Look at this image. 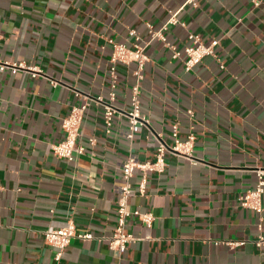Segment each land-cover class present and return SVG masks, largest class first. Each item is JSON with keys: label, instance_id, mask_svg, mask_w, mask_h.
Segmentation results:
<instances>
[{"label": "crops", "instance_id": "crops-1", "mask_svg": "<svg viewBox=\"0 0 264 264\" xmlns=\"http://www.w3.org/2000/svg\"><path fill=\"white\" fill-rule=\"evenodd\" d=\"M185 2L0 0V60L43 73H0V264H264L254 244L264 221L239 201L264 169V0L257 9L251 0ZM175 12L184 26L169 27L168 40L180 48L190 33L205 44L218 40L216 58L186 72L160 42L148 44L141 101L149 127L130 142L128 120L118 115L107 135L103 110L91 106L78 143L85 153L72 162L57 158L51 146L64 138L75 92L109 97L112 42L133 48L135 32L145 45L149 25L160 29ZM135 69L118 66L120 111L130 107ZM177 123L181 140L195 134L197 162L169 155L166 171L149 175L146 194L129 206L153 214V226L129 220L136 241L120 255L110 238L122 167L131 154L153 162L156 136L173 145ZM140 180L136 171L134 189ZM70 221L95 239L73 240L57 260L43 234ZM215 241L247 243L231 250Z\"/></svg>", "mask_w": 264, "mask_h": 264}, {"label": "built area", "instance_id": "built-area-1", "mask_svg": "<svg viewBox=\"0 0 264 264\" xmlns=\"http://www.w3.org/2000/svg\"><path fill=\"white\" fill-rule=\"evenodd\" d=\"M255 9L259 8L262 0H251ZM186 5L194 8L198 7V0H186ZM2 18L0 16V25ZM184 24L179 19L177 12L172 13L169 22L162 28L156 29L154 26L149 25V42L141 45L139 36L132 32L135 36L134 47L131 48L126 44H116L112 42L113 52L111 56V67L109 77L111 80V91L109 97L104 96H91L81 92H75L78 103L74 105L69 115L63 120L62 129L64 138L61 142L53 144L51 150L53 154L60 159L72 162L75 159V154L83 155L85 149L78 147V143L82 136V125L84 117L89 107L95 106L103 110V120L105 125L106 134L110 135L114 126L115 119L118 115H123L129 123V129L125 133V138L132 142L138 131L143 128L149 127L148 119L142 113V82L144 81V73L146 65L149 62V57L146 53L148 44L152 42H160L171 53L174 60H182L186 72H192L199 66L206 58H216V48L219 45L218 40H213L210 44H205L203 39L193 33L188 36L189 45L180 48L176 44L171 43L165 32L171 26H178ZM2 36L0 34V40ZM132 66L135 65L136 69L133 75L136 79L135 84L131 88L130 107L128 111H120L116 108L115 102L117 101V89L119 85V72L118 66ZM224 68V65H221ZM11 72L17 74L26 72L36 78L43 75L36 67L30 66L26 63H9L0 60V73ZM54 87L59 86L58 82L51 81ZM188 115L192 118L193 112L189 111ZM171 137L173 145L169 146L163 138L162 134L156 136L158 147L153 162L140 163L134 155H130L127 162L122 167V176L125 184L118 189V221L117 226L112 238H110V246L112 249L124 255L129 246L136 241L135 237L128 232L127 226L131 219L143 224L147 228H152L155 217L150 213H141L138 210H132L129 206L130 199L135 195L144 196L147 192L149 182V175L151 173L162 174L168 167L167 157L169 155L178 156L195 164L197 161L194 157V150L196 144V136L191 132L185 140L180 139L179 124H175L172 128ZM91 144L95 146L97 141L91 140ZM136 171L141 172V180L138 183V189H134L131 183L132 178ZM257 183L254 189L244 193L239 201L243 208L254 211L260 217V222L264 221V169H257ZM4 191L3 185L0 184V195ZM259 236L254 242L257 248L264 250V234L262 233L261 225L259 226ZM45 242L57 250V260H60L64 251L71 245L75 239L83 241H91L95 239L93 233L88 230H81L77 227L74 221H70L68 225L60 229H49L44 232ZM216 246L220 244L225 245L231 250L246 245V241L234 242L225 241L213 242Z\"/></svg>", "mask_w": 264, "mask_h": 264}]
</instances>
